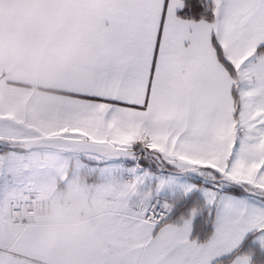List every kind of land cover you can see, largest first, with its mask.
I'll list each match as a JSON object with an SVG mask.
<instances>
[{
	"label": "snow or ice",
	"instance_id": "obj_1",
	"mask_svg": "<svg viewBox=\"0 0 264 264\" xmlns=\"http://www.w3.org/2000/svg\"><path fill=\"white\" fill-rule=\"evenodd\" d=\"M90 97L114 117L95 264H264V0H120ZM0 264H26L6 236Z\"/></svg>",
	"mask_w": 264,
	"mask_h": 264
},
{
	"label": "crops",
	"instance_id": "obj_2",
	"mask_svg": "<svg viewBox=\"0 0 264 264\" xmlns=\"http://www.w3.org/2000/svg\"><path fill=\"white\" fill-rule=\"evenodd\" d=\"M119 2L0 0V122L14 130L0 141L19 146L0 168L16 187L4 219L26 264H95L108 229L113 193L92 162L116 154L114 117L89 93L97 25ZM27 193L49 204L47 222L9 220V200Z\"/></svg>",
	"mask_w": 264,
	"mask_h": 264
},
{
	"label": "built area",
	"instance_id": "obj_3",
	"mask_svg": "<svg viewBox=\"0 0 264 264\" xmlns=\"http://www.w3.org/2000/svg\"><path fill=\"white\" fill-rule=\"evenodd\" d=\"M8 217L14 224L28 226L47 222L50 218L49 204L37 194H23L8 205Z\"/></svg>",
	"mask_w": 264,
	"mask_h": 264
},
{
	"label": "rangeland",
	"instance_id": "obj_4",
	"mask_svg": "<svg viewBox=\"0 0 264 264\" xmlns=\"http://www.w3.org/2000/svg\"><path fill=\"white\" fill-rule=\"evenodd\" d=\"M13 132L14 130L10 126L6 125V123L0 122V134L12 135ZM11 154H14V153H12V151H9V150L3 151L2 149H0V157H1L0 158V168L1 170H5L6 167H8V165L11 163V157H9L11 156ZM13 188H16L15 184L7 181L4 174H0V208L5 209V207H7L6 202L8 201V198H9V193H10L9 191H12ZM13 199L14 198H11V200ZM11 200H9V202ZM5 217H7V211H6Z\"/></svg>",
	"mask_w": 264,
	"mask_h": 264
},
{
	"label": "water",
	"instance_id": "obj_5",
	"mask_svg": "<svg viewBox=\"0 0 264 264\" xmlns=\"http://www.w3.org/2000/svg\"><path fill=\"white\" fill-rule=\"evenodd\" d=\"M0 146L2 147V148H10V149H15V148H19V146L18 145H15V144H9V143H4V142H1L0 141ZM83 147H91V145H88V144H83L82 145Z\"/></svg>",
	"mask_w": 264,
	"mask_h": 264
},
{
	"label": "trees",
	"instance_id": "obj_6",
	"mask_svg": "<svg viewBox=\"0 0 264 264\" xmlns=\"http://www.w3.org/2000/svg\"><path fill=\"white\" fill-rule=\"evenodd\" d=\"M0 149H2V150H7V149H10L9 147L8 148H2L1 146H0Z\"/></svg>",
	"mask_w": 264,
	"mask_h": 264
}]
</instances>
